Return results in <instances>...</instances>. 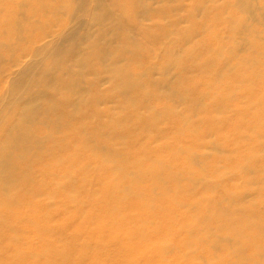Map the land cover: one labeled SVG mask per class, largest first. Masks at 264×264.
Returning <instances> with one entry per match:
<instances>
[{
    "label": "bare ground",
    "instance_id": "bare-ground-1",
    "mask_svg": "<svg viewBox=\"0 0 264 264\" xmlns=\"http://www.w3.org/2000/svg\"><path fill=\"white\" fill-rule=\"evenodd\" d=\"M125 1L124 13L118 0H79L65 19L58 5L0 0V264H98L94 229L113 235L129 209L145 215L162 184L159 206L184 210L165 230L182 244L175 264H245L229 245L264 248L253 209L264 198V0ZM166 15L174 23L161 24ZM184 18L190 27L178 30ZM222 26L213 46L206 32ZM185 127L191 137L166 153L164 140ZM91 183L118 192L88 199L104 214L71 228V193Z\"/></svg>",
    "mask_w": 264,
    "mask_h": 264
},
{
    "label": "rangeland",
    "instance_id": "rangeland-1",
    "mask_svg": "<svg viewBox=\"0 0 264 264\" xmlns=\"http://www.w3.org/2000/svg\"><path fill=\"white\" fill-rule=\"evenodd\" d=\"M76 1L79 0H42L41 3H38L37 1L34 0L35 3L34 6L38 11L48 13V11L54 8L51 7L52 5L54 6L58 5V7H55V11L66 19L67 16L72 17L73 15L77 14L79 6ZM101 1L106 2L107 0H101ZM201 1L204 2L207 0H200V2ZM96 2L97 0H94V4H96ZM210 2L218 6L221 3H223V0H210ZM190 4L191 2L186 3V5H188L189 7ZM118 6L122 7V9L125 10L124 13L126 12V10L130 9L129 7H131L129 4L126 3L125 0H118ZM93 7L94 5H92V8ZM92 15L93 14L91 11L89 15L87 14L88 16L87 18L91 19ZM172 20L173 19L169 15H166L165 19L164 17H162L160 23L163 25H171ZM174 21L175 20H173V23ZM198 22L202 23L201 16H198ZM176 27H178V30L182 29V31L184 30L186 31L190 27V22L188 21V19L184 18L183 22ZM202 27H203V23H202ZM223 28L224 27L222 26L220 28L211 29L208 33L206 32L208 40L210 39V42L213 46L217 44H221V41L216 40L212 35L209 34H213L216 32L224 33L222 32ZM194 44H199V43L195 42ZM151 49L152 50L157 49V47L154 46L153 48L151 47ZM155 61L157 62L156 59ZM158 73H164V70L161 69ZM157 74H152L150 76H155L157 78L158 77ZM166 77L168 80V76ZM168 81L172 82V78L170 77ZM141 91L147 92L145 88L144 90ZM151 94L153 95V93ZM179 96L180 98H182L188 95L187 93H184L183 96L182 95ZM186 100L189 101V98H186ZM140 105L142 104L140 103ZM158 111H160L162 115L168 112V110L166 111L163 109L162 110L158 109ZM191 115H194V111L187 112L185 114V117L188 118ZM115 119L116 122L119 123L122 121V118L118 116L117 117L115 116ZM166 119L167 116L165 117V120ZM150 123L153 124V121H150L149 124ZM183 133L184 134H181L180 136L179 135L171 136V134L167 136V138L164 140L166 144V153L173 154L176 150L178 140L183 141L184 139H189L191 137V134L187 133L186 127ZM155 141H158L157 138ZM155 144L156 142H154V145ZM260 152H261L260 155L264 156V151L261 150ZM131 154L132 153H130L129 151L123 150L120 154V158H128L131 161H137V162L142 161V156L140 153L133 155ZM183 159L185 161L186 157L183 156ZM249 166H251V164H249ZM194 168L196 169L197 166H194ZM97 169L98 166L94 162H91L86 168V173H88L87 175L91 176L92 175L91 171H95ZM170 169H173L176 176L182 174L181 172L177 173L179 171V168L177 167ZM59 173H61L62 175L64 172L61 171ZM60 178L63 179V177ZM73 178L71 179L73 186L74 187L79 186V182H81L80 176L74 179ZM89 186L90 187H86L84 190L83 189L79 190L76 188L75 190H73V193H71V197H70L72 203V205L70 206L71 211L70 213L65 212L67 214V217L71 218L70 224L73 225L71 228L78 226V223L83 218H98L99 216L104 214L105 210L104 207L101 205L103 204L102 202L97 205L95 204L96 206H94L89 202L88 199L96 197L101 192H106V193L108 192L114 194H117L118 192L117 188H106L101 184L93 185L91 183ZM163 187L165 186L162 184L160 187H156L151 191V196L154 198L155 201L152 204V207L149 208L148 212H146L148 213V215H146V213L145 215L141 214L142 212L140 210H135L136 212H133V210L131 211V209H129L130 211L126 212L124 215V222L117 228L118 230L117 229L114 230L115 231L113 234L114 236L111 235L110 233L107 234V230L103 226L101 227L98 226L94 229L93 235L87 238V242L92 244V246H95L98 243L99 239L102 240L103 249L101 250V252L99 250V254L96 257L98 264H152L153 260L156 262V264H175V262L173 261L174 259L179 258V253H180L179 250L181 249L182 244L178 236L174 234V232H171L170 234L167 235L165 233V230L167 228L171 229L170 228L171 224L169 222L178 224V222L183 220L184 210H181L178 207L174 206L172 202L169 203L166 202V204L163 205L164 207L159 206V203H157V201L161 199ZM118 194H121V192H119ZM177 197L178 196H173L171 198L176 200ZM125 202H126L125 206L130 208L131 206L130 200L127 199L125 200ZM253 209H256L259 212V214L261 215L260 217L261 225H264V198L258 204H255ZM52 210L58 213L61 212V210H59L57 206H52ZM162 215L166 216L168 220L167 222L160 220V216ZM258 230L259 229L251 230L250 228L248 233H250L253 236V234L257 233ZM116 232L118 234V237H115ZM225 233L228 234V232ZM122 236L127 239V242H129L128 245L123 244ZM55 237L57 239H60L64 237V234L56 233ZM261 240L262 242H264V234L261 236ZM248 243L249 242L247 240L246 241L240 240L239 242L232 243L231 246L230 245L228 246V248L229 247L231 248L230 251L232 249L233 251H236L237 256H239L240 260L243 261L245 264H254L256 262L257 263L262 262L261 257L264 248H262L261 245L259 246V248H257L254 247L253 245H249ZM66 250H67V255L69 256L68 259L71 258L70 261L75 260V258L72 257V254H74V247L67 246ZM200 261L202 264H208L210 262L208 259L205 261H202L200 259Z\"/></svg>",
    "mask_w": 264,
    "mask_h": 264
}]
</instances>
